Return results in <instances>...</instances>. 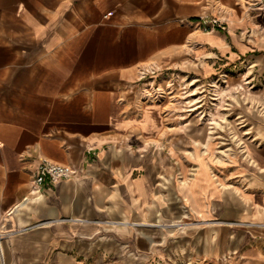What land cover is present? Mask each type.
I'll return each instance as SVG.
<instances>
[{"label":"crops","instance_id":"obj_1","mask_svg":"<svg viewBox=\"0 0 264 264\" xmlns=\"http://www.w3.org/2000/svg\"><path fill=\"white\" fill-rule=\"evenodd\" d=\"M169 70L231 73L243 153L144 98ZM259 103L264 0H0V264H264Z\"/></svg>","mask_w":264,"mask_h":264},{"label":"rangeland","instance_id":"obj_2","mask_svg":"<svg viewBox=\"0 0 264 264\" xmlns=\"http://www.w3.org/2000/svg\"><path fill=\"white\" fill-rule=\"evenodd\" d=\"M241 66L242 62L234 68L235 76L242 72ZM154 76L156 78L155 85L163 90H166V85L171 81L172 97L168 96L167 98L175 105L176 116L181 115L184 120H188L190 117L199 119L206 125L207 136L213 140L217 151L228 153V149L234 146V149L243 153L245 141L248 140L250 133L244 123L238 124L237 120L231 119L232 115L228 112L230 111V92H227L226 89L231 73H218L206 80L192 75H182V73L171 70ZM162 78L165 79L163 85L159 83ZM260 82L259 86H262L263 81ZM249 85L252 89L259 87L258 81ZM256 108L264 114V103H259ZM238 120L242 121V118ZM231 135L235 136L232 138ZM231 141H233V145H231Z\"/></svg>","mask_w":264,"mask_h":264},{"label":"built area","instance_id":"obj_3","mask_svg":"<svg viewBox=\"0 0 264 264\" xmlns=\"http://www.w3.org/2000/svg\"><path fill=\"white\" fill-rule=\"evenodd\" d=\"M203 24V30L212 31L214 29L223 28V23L216 18H204L201 19ZM155 73L154 71H146L142 74L144 82L143 96L145 99L158 100L164 97L171 98V81L167 84L165 89H161L158 85H155ZM91 158L88 155V160ZM92 159V158H91ZM75 170L68 165H61L53 162L43 161L39 164L35 175L34 183L35 188L38 189L45 182H55L60 179L68 178L75 174Z\"/></svg>","mask_w":264,"mask_h":264}]
</instances>
